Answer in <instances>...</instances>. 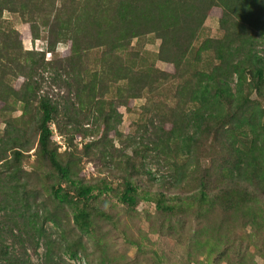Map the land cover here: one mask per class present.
<instances>
[{
	"label": "rangeland",
	"instance_id": "1",
	"mask_svg": "<svg viewBox=\"0 0 264 264\" xmlns=\"http://www.w3.org/2000/svg\"><path fill=\"white\" fill-rule=\"evenodd\" d=\"M63 2L47 1L24 15L5 11L0 24V264H264V226L254 234L241 217L225 213L216 203L191 199L196 190L184 194L165 183L161 187L175 178L185 161L181 143L194 131L197 104L180 93L193 71H210L208 54L195 69L170 78L175 69L158 59L161 42L150 36L134 40L124 50L101 46L74 52L75 44L62 39L53 23H46L57 7L68 6ZM62 12L68 15L70 10ZM29 15L37 29L25 20ZM204 25L197 45L221 38L218 14L211 12ZM89 29L79 41L85 48L100 39L95 27ZM15 31L18 35L13 36ZM9 34L14 51L3 56ZM249 38L246 54L264 56V30L257 29ZM122 57L135 71L153 66L169 77L151 76V86L136 78L145 89L133 97L129 81L114 67ZM136 79L131 85L138 89ZM231 79L234 87L235 77ZM26 85L33 88L29 95L22 91ZM43 98L57 107L50 124L51 146L72 178L92 185L105 181L113 193L93 199L88 207L54 196L56 185L72 186L58 178L39 146L37 106ZM248 138V145L257 144L254 131ZM15 141L26 147L19 160L14 151L20 150L11 149ZM207 150L199 155L201 174L213 164ZM128 159L134 162L128 164L129 174L142 189L135 209L121 204L117 194L123 189L121 175ZM160 190L169 197L181 196L182 201L168 200L177 205L174 213L160 212L150 200ZM78 208L90 212L86 233L74 221Z\"/></svg>",
	"mask_w": 264,
	"mask_h": 264
},
{
	"label": "trees",
	"instance_id": "2",
	"mask_svg": "<svg viewBox=\"0 0 264 264\" xmlns=\"http://www.w3.org/2000/svg\"><path fill=\"white\" fill-rule=\"evenodd\" d=\"M47 1L52 4L54 0ZM47 1L0 0V24L5 11L24 15L31 7L37 9ZM66 4L68 6L57 7L53 19L46 17V23H53L62 39L70 41L73 47L75 44L77 49L74 52L101 46H107L109 51L124 50L134 40L150 36L161 42L158 59L175 69L170 78H178V75L195 69L193 66L200 64L204 54H208L210 71H193L186 79V88L180 93L187 102L197 104L193 115L194 131L181 143L185 161L176 169L175 178L168 183L164 181L161 187L164 188L162 185L165 183L171 191L178 190L184 194L194 189L196 192L191 199L216 203L225 213L241 217L255 234L264 226V56L258 52H246L251 33L257 29L264 30V0H64L63 5ZM66 7L70 10L68 15L62 12ZM211 12L220 16L223 34L221 38L206 39L197 45ZM36 18L39 21V17ZM25 20L29 21L31 29H37L30 15ZM90 27L96 28L100 39L85 48L79 41ZM12 34L18 35L16 31ZM110 34L111 41H102ZM13 36L5 37L3 56L14 51ZM118 59L120 62L114 66L116 74L120 73L122 80L129 81L133 97L138 98L137 90L145 89L142 84L152 85L151 76L161 80L169 77V73L157 72L153 66L135 71L123 61V57ZM139 77H142V84L136 79ZM231 77H235L234 87ZM134 79L141 85L138 89L131 85ZM148 79L150 82L146 83ZM22 91L29 95L33 88L26 85ZM24 100L27 109L31 99ZM37 111L42 154L58 178L72 186L66 189L62 184L56 185L53 193L57 200L75 206L82 203L88 207L93 199L113 193L114 189L105 181L92 185L72 178L69 167L59 160L51 146L50 124L58 113L57 107L49 98H43ZM249 131L256 134L255 146L248 145ZM10 144L13 146L11 149L20 150L14 151L15 159L19 160L23 154L21 149L26 147L16 141ZM207 147L213 154V164L201 174L199 155ZM128 164H134L133 160L126 162L125 172L121 175L123 189L117 194L121 204L135 209L142 189L134 175L129 174ZM194 176L197 178L193 185ZM181 199L180 195L169 197L160 190L155 193V199L150 200L155 201L160 212L174 213L177 205L168 200ZM97 213L112 221L104 211L97 209ZM74 221L81 231L88 232L90 212L78 208Z\"/></svg>",
	"mask_w": 264,
	"mask_h": 264
},
{
	"label": "built area",
	"instance_id": "3",
	"mask_svg": "<svg viewBox=\"0 0 264 264\" xmlns=\"http://www.w3.org/2000/svg\"><path fill=\"white\" fill-rule=\"evenodd\" d=\"M80 261V260H79Z\"/></svg>",
	"mask_w": 264,
	"mask_h": 264
}]
</instances>
